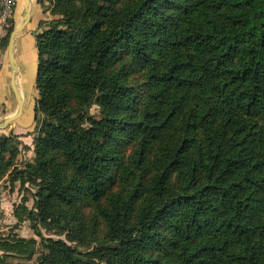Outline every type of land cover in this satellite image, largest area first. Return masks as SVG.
<instances>
[{
	"label": "trees",
	"instance_id": "trees-1",
	"mask_svg": "<svg viewBox=\"0 0 264 264\" xmlns=\"http://www.w3.org/2000/svg\"><path fill=\"white\" fill-rule=\"evenodd\" d=\"M48 1L34 157L16 176L34 204L14 215L67 240L38 232L39 264H264V0ZM16 137L0 136V177Z\"/></svg>",
	"mask_w": 264,
	"mask_h": 264
},
{
	"label": "rangeland",
	"instance_id": "rangeland-1",
	"mask_svg": "<svg viewBox=\"0 0 264 264\" xmlns=\"http://www.w3.org/2000/svg\"><path fill=\"white\" fill-rule=\"evenodd\" d=\"M16 2V0H15ZM50 1L43 0L39 5L41 6L43 17L40 18L38 22L37 30L40 31L44 26H46L47 20L52 18V14L49 11V9L45 10V7L49 6ZM13 13V11H12ZM12 13L4 18L1 14V8H0V22H1V30H0V52L6 51V49L3 46V37L8 33L10 34L9 27L10 23L7 20L11 17ZM40 24V25H39ZM35 43V39H34ZM28 43V55L27 59L30 61L32 60V64L28 63L26 68L27 71V91L28 93H32L35 90V79H36V72H37V64H38V51L36 44H34V49L29 45ZM7 48V47H6ZM30 52V53H29ZM34 63V65H33ZM130 63H134L130 57L125 54L122 59L119 61V65L122 67H127ZM137 64V63H136ZM35 66V69H34ZM142 67L140 66H132L128 68V79L135 85L134 94L136 95V99H134L133 103H138L142 100V98L145 96V81L144 77L142 76ZM34 69V70H33ZM37 96V92H34L32 102H33V109L35 105V99ZM139 104V103H138ZM35 123V122H34ZM31 138L32 141L30 145L25 143H20L19 139L16 137L14 139L13 147L16 148L14 150L11 160H12V166L10 169L14 168L17 170L16 172H13L12 174H9V170L4 173L6 175V179L3 178V176L0 177V180L2 181L3 191H7V194L11 195V198L9 202L5 204L6 208L3 206V223L0 226V240H6V239H13L17 236L30 238L34 237L37 240L36 243V251L35 253L30 257H26L25 255H20L16 253H10V252H4L0 249V254H5V259L9 264H39L38 262V255L40 252V236L37 234L40 232L45 237H52V238H62L67 240V236L65 232H60L58 229H45L37 220H31L23 216L22 218H18L14 215V209L16 206H18L23 198L26 200H23L28 208H32L34 204V192L36 190V187L29 183L25 182L22 183L19 177L20 174L17 173L18 170L23 168L26 162L31 161L34 157V147H35V137L37 134L35 124L33 131L31 132ZM3 136V135H0ZM27 149H29V152L27 153L29 157L26 158ZM24 152V153H23ZM30 154V155H29ZM15 175V176H14ZM14 178H12V177ZM11 178V180H10ZM82 210H84V214L86 217L90 216V214L93 212V204L90 201L84 202L83 205H81ZM105 229L104 223L100 220L99 224V232H103ZM80 250H89L91 249V246H81L76 245Z\"/></svg>",
	"mask_w": 264,
	"mask_h": 264
},
{
	"label": "crops",
	"instance_id": "crops-1",
	"mask_svg": "<svg viewBox=\"0 0 264 264\" xmlns=\"http://www.w3.org/2000/svg\"><path fill=\"white\" fill-rule=\"evenodd\" d=\"M28 9L30 15L27 22L13 39L12 59L7 50L0 52V135L14 134L21 144L30 145L31 132L35 124L32 98L36 89L32 93L27 91L28 43L34 49V35L38 31V22L43 17V13L36 0H28L27 4L25 0H16L11 18L17 26L25 19ZM28 63L32 64V60ZM28 152L29 149L25 155ZM3 178L6 179V175ZM10 198L11 195L4 190L2 205L5 208Z\"/></svg>",
	"mask_w": 264,
	"mask_h": 264
},
{
	"label": "built area",
	"instance_id": "built-area-1",
	"mask_svg": "<svg viewBox=\"0 0 264 264\" xmlns=\"http://www.w3.org/2000/svg\"><path fill=\"white\" fill-rule=\"evenodd\" d=\"M15 0H0V8H1V14L4 18L8 17L15 6ZM3 186H2V181L0 180V226L3 223V218H2V213H3Z\"/></svg>",
	"mask_w": 264,
	"mask_h": 264
},
{
	"label": "water",
	"instance_id": "water-1",
	"mask_svg": "<svg viewBox=\"0 0 264 264\" xmlns=\"http://www.w3.org/2000/svg\"><path fill=\"white\" fill-rule=\"evenodd\" d=\"M28 0H25V3L27 4ZM30 12L29 9L27 10V15L25 17V19L18 24L17 26H15L12 31L9 34V39H8V44H7V51L9 54V57L12 59V54H13V39L15 37V35L23 28V26L25 25V23L27 22L28 18H29Z\"/></svg>",
	"mask_w": 264,
	"mask_h": 264
}]
</instances>
